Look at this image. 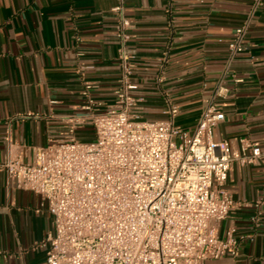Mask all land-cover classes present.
<instances>
[{"label": "crops", "instance_id": "crops-1", "mask_svg": "<svg viewBox=\"0 0 264 264\" xmlns=\"http://www.w3.org/2000/svg\"><path fill=\"white\" fill-rule=\"evenodd\" d=\"M119 0H0V264H45L41 246L52 216L36 212L38 197L20 189L5 165L29 162L34 151L72 137L93 138L89 115L114 106L121 67L112 9ZM251 0H123L129 22L131 113L165 118L191 133L217 85L223 121L213 140L240 149L264 146V0L247 32V51L228 60L233 32ZM90 85L87 96L85 86ZM92 109H85L87 100ZM249 153V150L247 151ZM225 188L233 207L219 224L234 229L237 257L204 264H264V162L232 164Z\"/></svg>", "mask_w": 264, "mask_h": 264}, {"label": "built area", "instance_id": "built-area-1", "mask_svg": "<svg viewBox=\"0 0 264 264\" xmlns=\"http://www.w3.org/2000/svg\"><path fill=\"white\" fill-rule=\"evenodd\" d=\"M262 5L251 0L244 24L233 32L229 62L247 51L245 38ZM112 12L118 17L121 78L113 108L89 115L93 141L74 139L71 129L70 138L35 150L31 161L5 165L18 188L38 197L36 212L52 216V231L41 245L45 264H204L237 257L234 229L224 239L217 234L233 207L225 184L233 163L264 162V146L241 139L234 150L213 140L224 119L216 104L227 91L222 83L191 133L174 124V105L163 120L133 115L137 100L130 94L123 0ZM92 105L88 99L85 109Z\"/></svg>", "mask_w": 264, "mask_h": 264}, {"label": "rangeland", "instance_id": "rangeland-1", "mask_svg": "<svg viewBox=\"0 0 264 264\" xmlns=\"http://www.w3.org/2000/svg\"><path fill=\"white\" fill-rule=\"evenodd\" d=\"M91 141H93V138L87 139V140H82L81 142H91Z\"/></svg>", "mask_w": 264, "mask_h": 264}]
</instances>
